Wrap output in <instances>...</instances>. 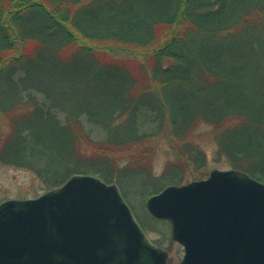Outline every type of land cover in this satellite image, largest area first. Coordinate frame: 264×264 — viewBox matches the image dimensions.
Wrapping results in <instances>:
<instances>
[{
	"label": "trees",
	"instance_id": "16d2710c",
	"mask_svg": "<svg viewBox=\"0 0 264 264\" xmlns=\"http://www.w3.org/2000/svg\"><path fill=\"white\" fill-rule=\"evenodd\" d=\"M204 126L215 163L264 181V0H0L1 165L44 191L99 175L126 200L138 179L147 198L203 177Z\"/></svg>",
	"mask_w": 264,
	"mask_h": 264
},
{
	"label": "water",
	"instance_id": "95a60500",
	"mask_svg": "<svg viewBox=\"0 0 264 264\" xmlns=\"http://www.w3.org/2000/svg\"><path fill=\"white\" fill-rule=\"evenodd\" d=\"M148 210L171 224L178 264H264V181L238 168L170 184ZM117 183L74 174L35 198L0 203V264H167Z\"/></svg>",
	"mask_w": 264,
	"mask_h": 264
},
{
	"label": "rangeland",
	"instance_id": "374dc122",
	"mask_svg": "<svg viewBox=\"0 0 264 264\" xmlns=\"http://www.w3.org/2000/svg\"><path fill=\"white\" fill-rule=\"evenodd\" d=\"M86 126L88 129H94L93 134L101 132L95 126L89 125L87 123ZM100 136L96 137L99 138ZM195 136L199 138L202 143H205L210 156L209 164L207 168L204 169V175L201 179L208 177L213 169L231 168L226 167V164H218L213 161L215 146L210 127H201ZM157 148L158 149L156 152H154L153 156L147 161L146 166H151L155 174H160L163 168L166 166V160L173 156V151L166 140H161ZM202 171L203 170L197 171L192 168H188L186 171H184L185 180L188 182L199 180L194 178L196 176L195 173H202ZM152 178L153 177H149V181L153 182L154 179ZM188 182H183L182 184ZM125 183L128 191V201H126L130 205L131 209L133 208L132 211L145 230L146 234L154 243H156V245L169 251L170 256L168 258V264H177L182 259L184 253L183 246L172 238L170 222L168 220L155 219L148 211L146 206V201L149 197L145 198L143 192H147V190L153 185H145L138 179H127ZM44 192L45 191L42 189L39 180L32 172L22 168L13 167L11 165L7 166L0 164V202L8 199L35 198Z\"/></svg>",
	"mask_w": 264,
	"mask_h": 264
}]
</instances>
